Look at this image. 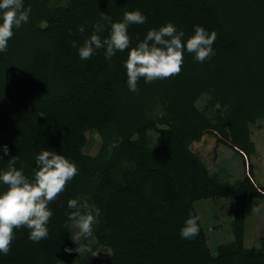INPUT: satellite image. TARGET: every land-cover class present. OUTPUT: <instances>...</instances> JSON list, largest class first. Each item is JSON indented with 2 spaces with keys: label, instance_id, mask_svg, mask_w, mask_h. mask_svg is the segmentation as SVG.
Segmentation results:
<instances>
[{
  "label": "trees",
  "instance_id": "1",
  "mask_svg": "<svg viewBox=\"0 0 264 264\" xmlns=\"http://www.w3.org/2000/svg\"><path fill=\"white\" fill-rule=\"evenodd\" d=\"M52 1L24 0L29 20L14 29L0 53V145L9 149L0 169L18 156L16 167L34 179L36 156L45 148L75 162L78 174L48 205V237L37 243L27 228L14 229L0 264H264V235L259 250L249 253L240 235L245 201L264 200L249 139V124L264 116V0H58L64 5L54 7ZM137 9L147 19L129 26L131 47L148 30L172 22L185 39L195 25L215 31L212 56L198 62L185 52L179 74L151 83L141 79L135 93L126 83L128 50L110 60L104 49L80 59L73 41L82 45L97 22L104 26L102 37L110 32L102 13L114 23ZM205 94L209 105L227 110L217 122L195 106ZM148 130L159 134V146L148 145ZM89 132L100 141L94 156L83 153ZM208 134L241 157L245 177L236 189L210 178L190 150ZM218 196L237 207L238 247L213 254L199 220L194 239H182L180 229L197 216L196 202ZM77 197L102 212L80 254L64 251L76 247L67 202ZM98 246L110 251L106 263L95 253Z\"/></svg>",
  "mask_w": 264,
  "mask_h": 264
},
{
  "label": "clouds",
  "instance_id": "2",
  "mask_svg": "<svg viewBox=\"0 0 264 264\" xmlns=\"http://www.w3.org/2000/svg\"><path fill=\"white\" fill-rule=\"evenodd\" d=\"M31 8L24 6V0H0V53L8 48V42L19 29L27 23ZM103 20L110 23V32L102 37L104 26L97 22L93 32L84 39L82 45L73 41L81 60H88L99 49H104L106 59L116 53L128 50L124 63L129 91H138V82L143 79L151 83L157 79L168 78L179 74L183 64L184 53L194 54V59L204 62L214 49L212 45L217 33H211L202 26H194V34L185 39V32L172 22L147 31L145 38L135 47H131L128 28L132 24H144L147 17L140 11L125 12L119 22H111L110 17L101 14ZM79 32L85 28L80 26ZM9 156L7 145H0V161ZM18 156L8 160V167L0 169V185L6 189L0 191V255H7L15 239L14 229L25 227L28 238L33 242L46 239L49 235V220L53 215L49 208L51 201L65 190L66 184L78 174L75 162L50 149H43L35 160V176L29 179L23 168H17ZM67 206L72 211L68 218L75 224L76 231L70 239L75 248H65L71 253L85 252L84 240L93 235L94 225L102 215L101 209L89 202L87 198L68 200ZM199 217L190 215L180 229L182 239H194L199 234Z\"/></svg>",
  "mask_w": 264,
  "mask_h": 264
},
{
  "label": "rangeland",
  "instance_id": "3",
  "mask_svg": "<svg viewBox=\"0 0 264 264\" xmlns=\"http://www.w3.org/2000/svg\"><path fill=\"white\" fill-rule=\"evenodd\" d=\"M60 5L63 6L64 1L54 0L51 2L53 7ZM210 98V95L205 94L195 103V106L212 122H217L218 116H224L227 110L218 104L209 105ZM157 110L159 112V108ZM158 129H162V127L158 126ZM147 135L149 146H159V134L156 131L148 130ZM249 135L250 141L254 144V153L250 156L254 180L257 185L264 188V116L249 124ZM99 148L100 141L97 135L94 132L86 133L83 153L94 156L98 153ZM189 148L204 164L209 177L226 188L236 189L244 179L245 173L241 157L227 146L218 144L214 136L205 135L193 142ZM194 209L199 217L208 248L213 254L223 247H238L235 240V232L238 231L235 222L237 207L231 198L218 196L213 199L201 200L194 204ZM240 228L243 229L240 234L243 252L258 251L264 235V200L248 198L245 201ZM95 253L103 263H106L110 256L109 249L103 246H98ZM77 263L78 260L73 264Z\"/></svg>",
  "mask_w": 264,
  "mask_h": 264
}]
</instances>
